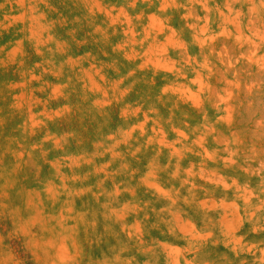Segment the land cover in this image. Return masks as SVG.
Segmentation results:
<instances>
[{"label":"rangeland","instance_id":"obj_1","mask_svg":"<svg viewBox=\"0 0 264 264\" xmlns=\"http://www.w3.org/2000/svg\"><path fill=\"white\" fill-rule=\"evenodd\" d=\"M0 264H264V0H0Z\"/></svg>","mask_w":264,"mask_h":264}]
</instances>
